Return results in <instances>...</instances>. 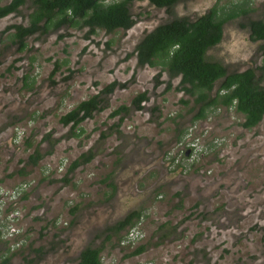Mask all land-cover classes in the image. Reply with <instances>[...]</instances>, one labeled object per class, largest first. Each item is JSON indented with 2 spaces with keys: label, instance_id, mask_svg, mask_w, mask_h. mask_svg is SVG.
<instances>
[{
  "label": "rangeland",
  "instance_id": "rangeland-1",
  "mask_svg": "<svg viewBox=\"0 0 264 264\" xmlns=\"http://www.w3.org/2000/svg\"><path fill=\"white\" fill-rule=\"evenodd\" d=\"M215 4L249 12L224 24L207 59L229 73L264 65V42L248 27L264 19V0H178L170 12L134 2L129 30L87 38V28L63 27L29 36L24 51L6 28L28 24L30 0L0 20V184H28L27 198L10 208L19 212L13 234L0 236V264L7 256L8 264H76L87 246L103 247V264H264V120L245 129L233 108L195 120V98L179 89L180 78L166 91L168 74L157 85L159 68L139 66L134 54L159 24L195 20ZM113 81L129 87L73 136L60 117ZM142 91L149 100L134 109ZM121 105L131 110L119 124L121 115L110 114ZM36 150L43 158L31 166ZM89 150L93 160L69 172ZM134 210L145 238L131 247L121 244L128 228L116 235L110 227ZM141 245L143 253L127 256Z\"/></svg>",
  "mask_w": 264,
  "mask_h": 264
},
{
  "label": "trees",
  "instance_id": "trees-1",
  "mask_svg": "<svg viewBox=\"0 0 264 264\" xmlns=\"http://www.w3.org/2000/svg\"><path fill=\"white\" fill-rule=\"evenodd\" d=\"M27 1L10 0L0 5V20L9 14L18 13ZM30 2L32 10L28 14V24H13L6 28V31L13 30L12 42L17 44L19 51L27 48L29 36L36 33L47 36L50 32L63 27L77 30L87 28V38L96 34L100 29L108 33L118 30L126 31L131 29L136 22L131 12L134 2H148L170 12L178 0H30ZM248 12L249 9L242 5L230 11H224L218 7V4H215L207 13L195 20H190L188 17H174L170 21L159 24L152 31L147 32L136 45L134 54L137 57V64L141 67L159 68L155 76L157 85L161 83L160 77L163 72H166L169 76L166 91L170 88L171 80L180 78L179 89L195 98L198 109L195 120L206 118L213 109L233 108L243 116L242 126L251 130L264 120V85H262L264 65L229 73L220 62L207 59V51L223 39L224 24ZM248 27L251 39L264 42V19L250 20ZM56 71L57 67L52 75ZM128 84L129 82H111L98 94L82 100L62 115L60 122L65 126H70L73 136H80L84 131L82 123L93 118L96 113L104 111L109 105L108 96L117 89L128 88ZM148 100L147 91L139 92L132 99V106L134 109L141 110ZM130 110L129 106L121 105L114 109L110 116L121 115L120 124L124 119L123 113H128ZM42 158L43 155L36 150L29 156L28 164L37 166ZM93 158L94 155L90 150L82 153L74 160L69 172L83 164H88ZM108 179H111L110 176ZM65 181L69 182V179L66 178ZM21 198H27V194L23 192ZM141 218L143 217L140 211H131L110 227V231L119 235L128 228L121 239L122 244L128 239V231ZM107 239L109 240L110 236ZM145 249V246L141 245L127 256L141 254ZM35 251L41 252V248ZM102 251L103 247L87 246L81 251L76 264H103ZM9 260L10 257L7 256L3 258L1 264H8Z\"/></svg>",
  "mask_w": 264,
  "mask_h": 264
},
{
  "label": "built area",
  "instance_id": "built-area-1",
  "mask_svg": "<svg viewBox=\"0 0 264 264\" xmlns=\"http://www.w3.org/2000/svg\"><path fill=\"white\" fill-rule=\"evenodd\" d=\"M26 189L27 185L17 186L12 189L0 185V233L5 241H7L8 237L13 234L14 229L12 224L19 215L18 211L15 212L16 209L8 211L7 208L11 203L17 201ZM8 212L10 214L7 215V217H4V214ZM138 233L137 229H131L127 235L128 239L124 240L122 245L131 244L138 236ZM13 239H16L13 243L15 246H21L23 244V242H20L16 236H14Z\"/></svg>",
  "mask_w": 264,
  "mask_h": 264
},
{
  "label": "clouds",
  "instance_id": "clouds-1",
  "mask_svg": "<svg viewBox=\"0 0 264 264\" xmlns=\"http://www.w3.org/2000/svg\"><path fill=\"white\" fill-rule=\"evenodd\" d=\"M191 149H192V148H191ZM62 168H63V164H61V166H60V169H62ZM0 185L5 187V185H3V184H0ZM22 185H27V189H26V190H28V184L21 183V184L18 185V186H22ZM16 187H17V186H16ZM10 189H12V188H10ZM18 200H19V199H18ZM18 200H17V201H18ZM17 201H15V202H13V203H11V204L9 205V207H8V211L11 210V209H10L11 206L15 205ZM142 221H143V218L139 219V221L137 222V224H136L134 227L131 228V229H137L138 232H139V233H138V236L135 238V240H134L131 244H128V245L131 246V247H135V245H137L140 241H142V240L145 238V234H144L143 231L141 230ZM129 231H130V230H129ZM129 231H128V233H129ZM127 235H128V234H127Z\"/></svg>",
  "mask_w": 264,
  "mask_h": 264
}]
</instances>
